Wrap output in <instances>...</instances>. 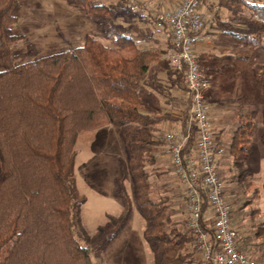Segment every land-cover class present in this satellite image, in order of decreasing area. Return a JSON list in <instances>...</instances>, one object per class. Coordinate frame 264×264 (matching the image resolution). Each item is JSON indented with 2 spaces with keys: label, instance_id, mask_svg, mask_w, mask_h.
<instances>
[{
  "label": "trees",
  "instance_id": "trees-1",
  "mask_svg": "<svg viewBox=\"0 0 264 264\" xmlns=\"http://www.w3.org/2000/svg\"><path fill=\"white\" fill-rule=\"evenodd\" d=\"M62 1L81 8L97 24L114 15L103 0ZM217 6L226 11L230 24L256 26L252 32H230L236 45L231 51L195 54L208 78L209 105L228 109L229 138L224 142L220 133L216 137L217 144L226 147L216 159V169L224 183L236 184L228 194L224 191L231 207L254 186L245 166L255 141L264 157V2L218 0ZM20 9L19 0H0V264H93L89 246L99 243L104 251L125 228L133 204L143 219L142 237L152 264H201L184 220H173L167 187L162 185L156 200L152 198L149 178H160L164 170L158 156L165 141L158 126L166 119L152 114L146 101L155 99L145 93L143 83L160 54L140 48L132 36L107 25L108 45L86 36L81 45L67 44L66 49L25 60L13 50L24 38L12 32ZM179 90L186 91L185 85ZM187 105L189 109V97ZM107 126L119 129L126 156L116 180L121 211L106 215L107 224L89 234L81 220L86 200L74 183V148L81 134ZM186 127L184 120L183 133ZM194 140L190 130L185 153ZM224 166L234 172L229 180L220 174ZM127 179L134 200L127 193ZM260 189L264 193V171ZM253 194L256 199L258 190ZM251 204L245 199L241 208ZM201 209L203 215L209 211L206 199ZM231 225L235 229L232 218ZM263 226L254 234L263 237L260 264ZM247 248L245 243L239 246L245 254Z\"/></svg>",
  "mask_w": 264,
  "mask_h": 264
},
{
  "label": "rangeland",
  "instance_id": "rangeland-1",
  "mask_svg": "<svg viewBox=\"0 0 264 264\" xmlns=\"http://www.w3.org/2000/svg\"><path fill=\"white\" fill-rule=\"evenodd\" d=\"M19 1L21 5L20 18L13 26L12 32L22 35L24 38L19 43L13 45V50L16 53H21L25 57V60L33 56H44L58 52L63 48L66 49L67 44L73 47L77 43L82 42L85 36H93L108 45L109 41L105 36L107 25H111L116 30L132 36L139 43V47L157 51L160 54V62H155L157 64L153 63V68L157 67L155 70L159 69L158 71H161L163 75L166 74L167 77L163 75L156 76L158 73L153 74L152 72L147 77L148 80H144L145 93L147 91L150 92L152 86L154 90L153 95L157 99V102H154V104L148 99L146 101L148 104H146L150 105L152 110L154 109L152 114H155L156 117L157 113L155 112L162 110L163 112L160 111L159 114L164 116L161 117H165L168 120L172 119L170 117L173 113L171 111H169V114L166 113L161 104L165 105L163 102L169 98L167 96L170 92L168 94L167 92L171 90V87L178 91L180 96L185 91L179 90L184 87L183 79L174 74L164 60V53L171 43V37H169L168 31L165 28L157 29L154 25L156 13L162 10L156 11L154 17H140L136 15V10H139L136 9L138 4L136 1L130 4V0H103L113 9L114 15L108 18L107 23L97 24L87 17L81 8L65 3L62 0ZM167 1H171V3H175V6H177L179 0ZM256 1L264 2V0ZM130 5L135 8L134 11L131 10ZM222 12L225 13L224 10H221L217 14ZM137 14L140 15L141 12L138 11ZM242 26L235 29H242L244 32L256 30L253 22L245 24L244 27ZM260 51H262V55L264 56V42ZM175 102L182 109L183 117L185 114H188V116L184 117L185 121L188 122L189 109L187 107V100L179 98L175 99ZM225 111H228V109L211 108L209 118L215 138L220 133L223 141L227 142L230 125L226 122L225 117L228 114ZM222 117L224 118L222 119ZM160 124H167V120H163ZM223 148L225 149L226 147L223 146ZM74 149L76 153L74 183L79 195L86 200L81 210L82 225L89 234H93L97 227L107 224L106 215L117 216L121 211V201L116 196L118 191L116 179L120 176V162L126 159L125 151L119 136V129L113 126L81 134L77 139ZM166 163L164 162V166L162 167L164 170L159 171L161 173L160 178L155 175H151L149 178L154 190L152 198L156 200L158 194L156 192H160V187L165 185L167 190H169L167 193L172 194L171 207L174 212L173 220L182 221L186 214V197L179 185L176 184V177L170 174L171 166L169 162L166 161ZM245 167L251 173V182L254 186L247 191V194L236 197L234 204L231 206V218L233 226L242 241L240 244L245 243L246 247H248L247 250L249 252L246 251V254L253 260L254 264H260L258 256L263 249V237L256 238L254 234L257 226L264 225V193L260 189L264 171V157L262 148L256 141L253 145V152ZM222 170L223 173L221 172L220 174L226 180H229L231 175L234 174V172L233 174L229 173L227 166H224ZM224 186L227 194L230 190L236 188V184L234 183H224ZM126 190L128 195L134 200L132 185L129 179L126 181ZM255 190H258L256 199L253 194ZM245 199H251L252 204L251 206L241 208ZM226 200H228L227 197ZM250 213H252V219L249 217ZM142 230L143 219L135 204H133V211L125 228L104 251H100L99 243L89 246L92 263L152 264L151 253L143 240ZM196 257L200 259V254L197 253ZM201 264L205 263L202 262Z\"/></svg>",
  "mask_w": 264,
  "mask_h": 264
},
{
  "label": "built area",
  "instance_id": "built-area-1",
  "mask_svg": "<svg viewBox=\"0 0 264 264\" xmlns=\"http://www.w3.org/2000/svg\"><path fill=\"white\" fill-rule=\"evenodd\" d=\"M204 0H182L173 10L156 13L155 26L165 28L171 37V48L165 53L168 67L182 74L190 98L186 133L165 134V155L171 161L173 175L186 197L185 227L191 232L194 245L205 264H254L239 249L241 239L231 225V207L225 198V186L216 169V159L224 152L217 144L209 118L210 106L205 91L207 76L195 59V49L205 45V21L200 12ZM190 130L195 140L192 150L184 152ZM209 205L202 214V201Z\"/></svg>",
  "mask_w": 264,
  "mask_h": 264
},
{
  "label": "crops",
  "instance_id": "crops-1",
  "mask_svg": "<svg viewBox=\"0 0 264 264\" xmlns=\"http://www.w3.org/2000/svg\"><path fill=\"white\" fill-rule=\"evenodd\" d=\"M135 1H136V3L140 4V5L137 4V6H136L137 7L136 9H139V10H136L137 13H138V11L141 12L140 15H138L137 13H136V15L140 16V17H143V16L154 17V14L156 13V11H161V10L163 11V10H167V9L168 10H173L181 2L179 0L178 3H177V6H175V3H171V1L168 2L167 0L166 1L165 0H130L129 3L131 4V2L134 3ZM217 4H218V0H204L202 5H201V7H200V12H201V14L203 16V19L205 21V26H206L205 33L207 34V36L209 38V42L207 44H205V45L198 46L195 49V54H196V52H202V53L203 52H208V53L220 54L222 51H231L236 46V45H234L235 44L234 43L235 42L234 39L230 36V34H231L230 32L236 30L235 28H238L239 26H241V24L240 25L230 24L228 22V19H227L226 11H224L225 13L222 12V13H218L217 14V12L223 10V9L219 8L217 6ZM130 8L133 11L135 9L132 6H130ZM168 34H169V32H168ZM169 37H170V34H169ZM83 41H84V39H83ZM83 41L80 42V43H77L75 46L81 45L83 43ZM140 48H143V47H140ZM169 49H170V47H168L166 49L165 53ZM157 63H159V62H157ZM157 63H154V64H157ZM153 66L154 65H151V67L149 68L147 74L145 75V78H144L145 81L148 80L147 77L152 72H153V74L158 73V74H156V76H158V75L162 76L163 75L161 73V71H158L159 69L155 70V68H157V67L153 68ZM163 76L167 77L166 74L163 75ZM169 92H170L171 95L168 94ZM150 93H152V97L155 100H153L152 98H149V101H151V103L154 104V102H157V99L153 95L154 90H153L152 86H151V89H150ZM167 94H168L167 97H169V98H167V101L163 102V103H165V105L161 104V106L163 107L164 110H166L165 111L166 113L169 114L170 113L169 111H171V113H173V115L170 117V118H172V119H170L171 121L166 118L167 124H164V125L163 124L162 125L159 124V126H158L159 134L162 135L163 140H164L165 134L167 132H169V131L180 132L181 131V122L186 120L183 117V115H182L183 114L182 113V109H180L178 107L179 104L175 102V99L182 98L185 101L188 99V94L186 93V91L182 92V94L180 96L178 94V91H176L172 87H171V90H169L167 92ZM170 96H171V98H170ZM211 107L213 108V107H215V105L213 104V105L210 106V108ZM160 111H162V110H158V111L155 112V113H157V116H164V115H160L159 114ZM153 112H154V109H153ZM171 122H172V124H171ZM185 122L187 124V121H185ZM110 127L111 126H107V127H105V129L106 128H110ZM166 161L169 162L171 167L169 165H167V166L170 167V174L173 175L171 161L165 155V144H164L163 148H162V152L158 156V162L163 167L164 166V162L166 163Z\"/></svg>",
  "mask_w": 264,
  "mask_h": 264
}]
</instances>
